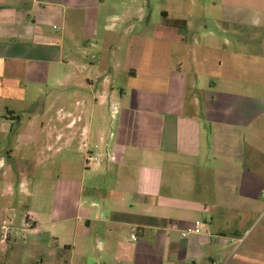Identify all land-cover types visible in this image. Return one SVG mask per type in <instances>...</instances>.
Segmentation results:
<instances>
[{"label": "crops", "instance_id": "0c3cea01", "mask_svg": "<svg viewBox=\"0 0 264 264\" xmlns=\"http://www.w3.org/2000/svg\"><path fill=\"white\" fill-rule=\"evenodd\" d=\"M151 3L0 0V100L14 120L35 110L18 142L44 157L41 169L47 153L84 161L56 180L52 205L27 211L36 223L22 229V245L16 219L0 216V264H264L261 247L238 244L242 223L264 206V0H225L211 32L220 44L200 55L186 33L206 22L160 7L153 28ZM158 45L169 61L144 62V48ZM240 65L263 79L241 83ZM52 76L54 101H27L22 88ZM1 147L8 158L16 151ZM88 154L110 160L90 168ZM5 168L0 155L3 173L15 170ZM197 221L202 233L183 237Z\"/></svg>", "mask_w": 264, "mask_h": 264}, {"label": "rangeland", "instance_id": "374dc122", "mask_svg": "<svg viewBox=\"0 0 264 264\" xmlns=\"http://www.w3.org/2000/svg\"><path fill=\"white\" fill-rule=\"evenodd\" d=\"M224 6L225 0H174L173 3L169 2L168 0H152L151 7L148 6V8H151V23L153 24V28L158 26L160 23L161 18L156 13L157 8L160 7H169L172 18L186 19L189 22L191 21V23L202 21L206 22V24L209 26V29L199 30L193 28L189 29L186 33V37L189 39L192 51H195L198 55H200L203 51V47H205L208 42L213 41L216 44H220V41L217 38L213 37L211 32L218 31L217 26H219L218 24L221 19V12ZM153 48V51L151 49V46H147L144 48L142 52V59L144 62H148V60L150 61V59H153L156 55L157 59L156 61L154 60V62L156 63H167L169 61L168 50L170 48H166V46L162 45H158ZM226 49L231 50V47L227 46ZM131 51L132 48L129 50V52ZM226 51H223L221 53H215L214 51H211L209 54L214 58L216 55H222L221 57L224 58L225 56H227ZM192 53L193 52H191V54ZM242 62L240 61L239 64H241ZM241 66L242 65L236 67L238 71L237 74L241 76V83L248 81L256 82L263 79V76L257 73L261 70L260 68H257V66L254 67V70L257 71L255 73L246 65L242 67ZM226 68L228 67L224 64V67L220 68V70L216 72H218V74L221 72L226 73L228 71ZM212 81H215V79H213ZM120 84L123 85L125 84V82L120 81ZM55 86L56 85H54L52 76L49 77L48 81L45 83V86L41 88L22 89L26 90L27 101L33 100L36 105L39 104L43 107L50 105L55 99V93L60 91L58 90V87L54 88ZM239 88L242 90L243 87ZM236 93L239 95H243L242 93L246 94V92H241L240 90H237ZM247 93L262 95L260 92L254 91ZM69 94L71 99L80 97L75 92H70ZM5 104V100H0V145L5 148L16 149V151L11 158H8L4 149L2 147L0 148V155H4V157L6 158L5 169H7V167L15 168V170L11 171L8 176H6L3 173L2 169H0V216L2 218H5L6 221H8V217L16 219L17 241L19 245H22L24 243L22 239V223L26 219L27 211L45 210L47 206L52 205L55 194L56 180L60 177H75L76 175H78L75 172V168L79 163L84 164V161L82 157L77 153H75V155L62 157L61 155L58 157H54L52 153H47L49 156V160L44 165V167L42 169L40 167H35L38 166L39 161L44 160V157L36 154L33 149H26L23 146L24 143L18 142L17 140L21 131L28 128V124L30 122V119L33 118V113L35 110L28 109L27 111H22L19 113L20 120H14L12 118L13 113H10L8 110H6ZM18 105L22 108L27 109L26 107H28V102H21ZM14 115L16 114L14 113ZM246 145L249 146L247 142ZM67 160L73 163L71 171L61 169V163L63 165L64 161ZM29 163H32V165H29ZM32 170L33 172H28ZM84 170L86 171L85 168ZM23 179L26 180L25 186L20 185ZM252 223L253 227H251ZM248 229H250L249 233L246 234V231ZM18 231L21 232L18 234ZM3 233L4 231H2L0 226V239L3 236ZM240 233L242 240L238 242L239 246L241 248H245L246 246L251 247L254 245L261 247L259 250L260 252L255 254V258L264 260V206L262 207L260 213L253 214V216L249 220H246L242 223V225L240 226ZM221 261L222 264H229L227 262H224L223 259Z\"/></svg>", "mask_w": 264, "mask_h": 264}, {"label": "built area", "instance_id": "2783aa9c", "mask_svg": "<svg viewBox=\"0 0 264 264\" xmlns=\"http://www.w3.org/2000/svg\"><path fill=\"white\" fill-rule=\"evenodd\" d=\"M108 160H110V156H100V155L88 154L86 163H87V166L91 168V167H96ZM35 223L36 222L33 218H29V217L26 218L23 222V230L25 232L26 231L28 232L34 227ZM202 227H203V222L197 221L195 223V226L192 229L186 232H183L182 236L187 237L191 233L199 235L202 233Z\"/></svg>", "mask_w": 264, "mask_h": 264}, {"label": "trees", "instance_id": "16d2710c", "mask_svg": "<svg viewBox=\"0 0 264 264\" xmlns=\"http://www.w3.org/2000/svg\"><path fill=\"white\" fill-rule=\"evenodd\" d=\"M184 21H175L173 23V26L176 27V28H182V26L184 25Z\"/></svg>", "mask_w": 264, "mask_h": 264}]
</instances>
